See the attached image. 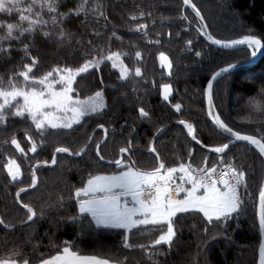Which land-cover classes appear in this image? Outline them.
I'll list each match as a JSON object with an SVG mask.
<instances>
[{"label":"trees","instance_id":"16d2710c","mask_svg":"<svg viewBox=\"0 0 264 264\" xmlns=\"http://www.w3.org/2000/svg\"><path fill=\"white\" fill-rule=\"evenodd\" d=\"M56 3V12L50 13L46 8L41 11L48 21L43 31L36 27L31 34L5 39L0 44L5 48L0 53V78L7 84L15 73L26 71L23 65L31 62L30 57L37 60L30 77L43 79L51 71L53 75L48 82L93 61L87 72L75 78L73 97L87 99L99 92L104 107L83 117L71 129L46 126L37 130L27 114L24 118L6 115L0 122V219L4 220V225H0V257L17 261L23 257L30 264H39L42 259L62 253L67 242L76 255L95 256L111 264H258L261 234L256 213L259 191L264 188L263 156L243 143L231 145L222 154L208 152L192 140L184 125L191 124L196 138L207 148L231 141L208 120L205 88L221 67L248 62L252 50L224 51L208 45L199 34L197 19L184 9L182 0H56ZM192 3L214 38L232 42L252 36L264 43V0H192ZM81 4L83 10L77 15ZM27 5L28 0H24L20 8ZM0 22L4 24L0 35L5 37L7 23L25 27L28 23L19 20L18 12L0 13ZM61 30L65 33L63 37ZM44 31L49 32L48 37ZM13 35H17L15 30ZM24 44L29 46L30 56L22 50ZM161 53L167 54L171 61L170 75L159 64ZM111 55H117L128 70L125 78L113 67ZM15 79L23 81L19 76ZM166 83L173 89L168 101L161 96V87ZM32 87L43 91L45 86ZM262 97L264 54L257 65L222 78L212 94L221 120L234 131L255 135L264 143V115L249 106V100H255L264 107ZM17 103L22 104L20 100L13 104ZM177 104L181 106L179 111L175 108ZM141 108L148 113L147 117H141ZM12 111L14 108L6 109ZM98 127L86 152L75 157ZM155 137L156 151L152 153L150 147ZM14 138L23 152L11 143ZM33 145L35 152L31 151ZM58 147L68 148L70 154L58 153L57 164L50 168L45 164L52 163ZM122 148L128 151L121 153ZM121 157L123 165L140 171H153L160 162L165 164V170L191 165L192 174L211 168L218 171L232 164L245 174L240 207L219 226L215 221L210 223L202 213H177L172 218L176 234L171 246L154 245V240L166 231V223L142 225L131 232L97 227L89 214L79 212L75 192L91 177L126 169L113 163ZM10 158H15L22 168L20 180L12 181L6 171ZM37 164H43L35 170L39 183L28 190ZM21 187L27 191L20 193L18 202L16 193ZM22 205L37 213L33 221L25 222L28 213ZM14 252L17 254L13 255Z\"/></svg>","mask_w":264,"mask_h":264},{"label":"snow or ice","instance_id":"6c2138e0","mask_svg":"<svg viewBox=\"0 0 264 264\" xmlns=\"http://www.w3.org/2000/svg\"><path fill=\"white\" fill-rule=\"evenodd\" d=\"M24 3V0H0V13L11 14L13 12L19 13V20L21 22L27 21V26L23 24L7 23V37L0 35V44L5 39H19L24 36L25 33L31 34L36 30V27H40L43 31L48 21H45L41 15L43 9H47L48 12L57 11L56 0H28L27 7L23 9L20 5ZM183 4L192 8L197 17H201L200 11L196 5L192 3V0H183ZM39 7V11L36 8ZM83 10V4L78 6L75 14H79ZM24 13H28L25 15ZM71 14V13H70ZM61 16L63 14H60ZM135 18V17H134ZM186 18V17H182ZM203 18L201 17V20ZM55 21L56 17H52ZM4 27V24L0 22V28ZM144 27V25H141ZM14 30L17 35H13ZM45 37L49 36L48 31L43 32ZM65 33L61 30L60 36L63 37ZM208 39L213 44L221 45L223 47H232L234 45H247L252 49L251 55L255 57L262 48L264 43L261 39H257L252 36H246L244 39L234 40L230 44L223 43L220 40L212 39L208 36ZM191 44V41H188ZM28 45L24 44L23 51L26 56H30L28 52ZM5 48L0 47V53L4 52ZM10 54V53H9ZM139 57V52H137ZM197 56L200 53H196ZM111 59V57H109ZM162 60H166L167 57L161 55ZM31 62L23 65L26 71L21 70L15 73L9 78L7 84L0 78V122L5 120L6 115H13L16 117H25L27 113L31 118L32 123L35 124L37 130H44L45 127L51 129H71L73 124H80L83 117L90 113L97 112V105L88 102H82L79 99H74L71 93L73 92L72 84L75 79V75L88 71L89 64L93 61L85 63L83 67L79 68L78 73L73 74L69 69L68 78H61L55 83L62 85L60 90H54V83L46 81L53 75L51 71L47 73L43 79H36L30 77V73L33 72V68L37 65V60L30 57ZM170 68L171 65L169 64ZM235 68V65L229 64L226 67H221L212 77V81L217 80L222 74L228 73ZM136 75H140V70H136ZM16 76L22 77L23 81H17ZM33 84L44 85L47 89V93L32 87ZM28 89L27 91L25 89ZM212 88L213 84H208V99L209 105L212 106ZM164 100H168L170 94V88L168 85L164 86ZM96 96L99 98L101 93L97 92ZM22 98L23 104H13L17 98ZM264 99V97H262ZM249 106H251L256 112L264 115V107L260 102L255 100H249ZM180 105H175L177 111L180 110ZM12 112H6V109H13ZM46 109H52L53 111H45ZM56 113H63V116H57ZM68 113L72 115L69 117ZM216 123V126L224 132L230 134V137H234L236 141H246L250 145H255L259 149V153L264 155V143L260 139H257L255 135H243L239 131H234L229 127L220 116L215 114L214 110L210 113ZM141 117H147L148 113L140 109ZM184 124V121H180ZM102 127V126H101ZM188 129L189 135H192L193 128L191 124L185 125ZM43 134V132H42ZM193 140L197 144H200V140L194 135ZM11 143L16 147L18 151L23 152L20 143L14 138ZM130 147V145H129ZM229 148V143L223 144V146L215 147L211 151L215 153H225V150ZM35 145L32 146L31 151L35 152ZM58 153L68 152L66 147H58L55 149ZM121 153H126L128 148H122ZM150 151L155 152V148L150 147ZM79 154V153H77ZM99 145H97V155H99ZM103 159V157H100ZM156 159L159 161V155H156ZM56 163L55 157L52 161ZM117 166L125 167L126 170L118 175L102 177H91L87 181L86 187H81L76 190L75 197L79 198V211L81 213H87L91 215L97 227L102 228H119L131 232L133 229L142 225H157L167 224L166 231L160 235L158 239L154 240V245H172L175 231L173 229L172 218L177 213H188L195 211L202 213L203 216L211 223L217 222V226L228 220L233 213L237 212L240 207V196L238 195V187L244 183L245 174L243 171L237 172L236 169H232V175L230 178L225 179V173L221 172L214 177L216 168H211L209 171L204 172L201 170L199 174L193 173L191 165L185 168V165L181 164L179 169L176 167H170L165 170V164L159 163L153 171H140L134 169V167L123 165L121 159L113 161ZM11 164L15 165V161H11ZM162 170H165L162 174ZM186 172V182L191 184L190 189H185L183 185L176 186L174 191L177 195L181 192H185V196L181 199H173L171 197L170 188H172L173 174L177 172ZM8 174L12 181H16L19 178V166L8 168ZM180 179H185L181 176ZM222 187H218L217 185ZM31 187L36 186V177L33 174L31 180ZM201 189L203 191L201 192ZM119 190V191H115ZM27 191L26 188L21 187L20 191L16 193L19 200L20 193ZM145 193H147V199H145ZM122 196H131L134 202L133 207L127 206V201L121 202ZM259 204H260V219L259 224L262 230H264V188L259 191ZM27 208L28 215L26 221H33V218L37 216V213L27 205H22ZM75 219V218H74ZM0 225H4V220L0 219ZM7 227V225H5ZM163 230V229H161ZM129 247L128 244L124 245ZM17 253H13L16 255ZM260 262L264 264V246L260 250ZM0 264H30V261L21 257L19 261L9 258L0 257ZM39 264H109L106 259H98L95 256L92 257H80L75 252L70 251L67 242L63 247V255L52 257L51 259H42Z\"/></svg>","mask_w":264,"mask_h":264},{"label":"water","instance_id":"95a60500","mask_svg":"<svg viewBox=\"0 0 264 264\" xmlns=\"http://www.w3.org/2000/svg\"><path fill=\"white\" fill-rule=\"evenodd\" d=\"M182 2H183V0H182ZM184 9H188V10H190L191 13L195 16V18L197 19V21H198V23H199V26H200V27L198 28V31H199V34H200L201 38L203 39V41H205V42H206L208 45H210L211 47L216 48V49H219V50H224V51H236V50H239V49L248 48L247 45H234V46H232V47H223V46H221V45L213 44L212 41L208 39V36H211L212 39H216V38H214V37L211 35V33L209 32V29H208V27H207V24H206V22H205L203 16L201 15V17L203 18V19L201 20V17H197V16L195 15V12H193L192 8L189 7V6L184 5ZM255 38H256V37H255ZM257 39H258V38H257ZM217 40H218V39H217ZM222 42H223V43H228V44L231 43V42H226V41H222ZM262 43H263V42H262ZM248 49H250V48H248ZM251 50H252V49H251ZM263 54H264V48H262L261 51H259L255 57L252 56L251 59H250L248 62L243 63V64H233V65H235V68H234L233 70H231V71L228 72V73L222 74V76H221V77H218L217 80L212 81L211 77H212V76L218 71V70H217V71H216V72L210 77L209 81H208L207 84H206V88H205V104H206V113H207L208 120H209V122L211 123V125H212V126L218 131V132L222 133L223 135H225V136H227V137H229V138L231 139V141L229 142V147H230L231 145H233V144L243 143V144H246V145H248V146H250V147H253L254 149H256V150L259 152V149H258L255 145H250V144H248L246 141H236L234 137H230V134L224 132L223 130L219 129V128L216 126L215 120H214L213 116L210 114L213 110H214L215 114H217V112H216L215 107H214L213 98H212V106L209 105V99H208V84H209L210 82L213 84V88H212V94H213V90H214L215 85H216V84H217L222 78H224V77H226V76H228V75H230V74H232V73L238 72V71H240V70H247V69H249V68H251V67L257 65V63H258V62L260 61V59L262 58ZM217 115H218V114H217ZM175 124H179V123H175ZM180 124H181V123H180ZM184 125H187V124H184ZM192 128H193V133H192V135H191V138H192L193 135L195 136V128H194L193 126H192ZM99 129H100V127H98L97 129H95V131H94L93 134L91 135V138H90V140L88 141L87 145L84 147V149L81 151V153H79V154H77V155H74L75 157H80V156H82V155L86 152L87 148L89 147V145H90V144L92 143V141H93V138H94L95 132H96L97 130H99ZM157 136H158V134L156 135V137H157ZM105 137H106V136H105ZM156 137L154 138V141H153V143H152V145H151V148H154V146H155V140H156ZM195 137H196V136H195ZM256 138H257V137H256ZM257 139H259V138H257ZM192 140H193V138H192ZM193 141L196 143L195 140H193ZM261 142H262V141H261ZM262 143H263V142H262ZM196 144H197V143H196ZM197 145H199L200 147H202L203 149H205V150L208 151V152L215 153V152L211 151V150H212L211 148H207V147H205L204 145H202L201 143H200V144H197ZM228 149H229V148H228ZM228 149H226L225 152H226ZM150 152H152V151H150ZM65 153L70 154L69 152H65ZM152 153H155V152H152ZM217 154H222V153H217ZM262 156H263V158H264V155H262ZM55 159H56V163H55V164L51 163V164H45V165L48 166V167H50V168H51V167H54V166L57 164V162H58V152H56ZM120 159L122 160V157H121ZM40 165H43V164H37V165L34 167V173H33V174H35V177H36V186L38 185L39 180H38V177H37V175H36V173H35V170H36V168H37L38 166H40ZM36 186H35V187H36ZM35 187H30L28 190H32V189H34ZM17 201L19 202L18 198H17ZM256 215H257V223H258V227H259L260 234H261V247H262V246H264V230L261 229L260 224H259V219H260V204H259V197H258L257 213H256ZM260 250H261V248H260ZM258 264H261V262H260V253H259Z\"/></svg>","mask_w":264,"mask_h":264},{"label":"rangeland","instance_id":"374dc122","mask_svg":"<svg viewBox=\"0 0 264 264\" xmlns=\"http://www.w3.org/2000/svg\"><path fill=\"white\" fill-rule=\"evenodd\" d=\"M161 55L167 57V59H166V60H162V59H161ZM110 57H111V59H109V60L111 61L113 67H114L116 70H118V71L120 72V75H121L122 78H125V77L127 76V74H128V70H127L126 67L123 65V63L121 62L120 58H119L117 55H111ZM158 60H159V64H160V66L166 71V74L170 75L171 67L169 68L168 65H169V64L171 65V61H170L168 55L165 54V53H161V54L159 55V57H158ZM90 67H92V66L89 65V68H90ZM89 68H88V69H89ZM78 70H79V69H78ZM78 70H76V71H72V73H73V74H76V73H78ZM84 73H85V72H84ZM84 73L76 74V75H75V78H76L77 76L81 75V74H84ZM61 76H63L64 78H68V76H69V72L66 71V72L63 73V74H60L59 77H58V79L55 80V81H58V80L61 78ZM74 80H75V79H74ZM55 81L53 82V83H54V90H60V89L62 88V85L59 84V83H55ZM46 83H49V82L46 81ZM73 84H74V81H73ZM73 84H72V88H73ZM165 85H168L169 88H170V94H169V96H168V100H169L170 97L172 96L173 89H172V87H171L170 84H168V83L163 84L162 87H161V96H162V98L164 97V94H165V93H164V86H165ZM59 86H60V87H59ZM43 91L45 92V94L47 93V89H46L45 87H44ZM71 95L73 96V92L71 93ZM73 98H74V99H79V98H75V97H73ZM163 99H164V98H163ZM17 100H20L21 103L23 104V100H22V98H19V97H18ZM17 100H16V101H17ZM79 100L82 101V102H88V103H90V104H92V103L96 104V105H97V109H98L97 112L101 111V110L103 109V107H104V99H103L102 94H101V96H100L99 98H98L96 95H94V96H92V97H90V98H87V99H79ZM168 100H166V101H168ZM16 101H13L12 103H14V102H16ZM45 111H53V110H52V109H46ZM94 113H96V112L90 113L89 115L94 114ZM25 114H27V113H25ZM56 115H57V116H63V113H56ZM71 115H72L71 113H68V116H69V117H70ZM87 116H88V115H87ZM73 125H74V124H73ZM11 161H15V165L11 164ZM16 166H19V178H18L17 180H20V179L22 178V176H23V172H22V168H21L19 162H18L15 158H10V159H8V161H7V163H6V171H7V173H8V168H9V167H12L13 170H15V167H16ZM177 168H179V167H177ZM125 170H126V169L121 170L120 172H113V173H111V174L100 175V176H102V177H108V176L118 175V174H120L121 172H123V171H125ZM177 173H181V172L178 171ZM8 175H9V174H8ZM9 177H10V176H9ZM94 177H95V176H94ZM10 178H11V177H10ZM17 180H16V181H17ZM86 186H87V182H86V184H85L83 187H86ZM79 189H80V188H79ZM115 191H119V190H115ZM175 199H176V198H175ZM124 201H127V206H128V207H133V206H135L131 196H122V197H121V202L123 203ZM173 229H174V228H173ZM60 255H63V252L60 253V254H58V255H56V256H60ZM77 256H78V255H77ZM54 257H55V256H54ZM80 257H85V256H80ZM50 259H51V258H50ZM109 264H111V263H109Z\"/></svg>","mask_w":264,"mask_h":264},{"label":"built area","instance_id":"2783aa9c","mask_svg":"<svg viewBox=\"0 0 264 264\" xmlns=\"http://www.w3.org/2000/svg\"><path fill=\"white\" fill-rule=\"evenodd\" d=\"M236 169L232 164H226L224 165L222 168H220L218 171H216V173H214V177L217 176L219 173L223 172L225 173V179H228L231 177L232 175V169ZM237 170V169H236ZM238 172V171H237ZM199 174V173H197ZM172 184V188H170V193H171V197L173 199L177 198L179 195H181L183 192L179 193V195L176 194V192L174 191V188L176 186H179V185H183L184 188H186L187 186H190L191 184L187 183L186 182V178L185 179H180V177H177V176H173V181L170 182ZM238 195L240 196L241 198V186L238 187ZM145 199H147V193H145Z\"/></svg>","mask_w":264,"mask_h":264},{"label":"crops","instance_id":"0c3cea01","mask_svg":"<svg viewBox=\"0 0 264 264\" xmlns=\"http://www.w3.org/2000/svg\"><path fill=\"white\" fill-rule=\"evenodd\" d=\"M186 170H187V166H185ZM179 169V168H177ZM165 170H162V174L164 173ZM188 174H192V173H188ZM173 176H178V177H181V176H184L186 178V172H181V173H174ZM218 187H222L221 185H217ZM191 188V185L190 186H187L185 189H190ZM203 191V189H201V192ZM185 196V192H183L181 195H179L176 199H181ZM79 201V198L77 199V202ZM78 209H79V202H78ZM80 212V211H79ZM81 213V212H80ZM81 214H87V213H81ZM91 216V215H90Z\"/></svg>","mask_w":264,"mask_h":264}]
</instances>
